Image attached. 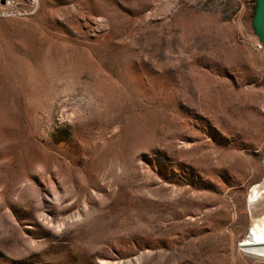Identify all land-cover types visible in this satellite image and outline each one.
Returning <instances> with one entry per match:
<instances>
[{
	"label": "rangeland",
	"instance_id": "374dc122",
	"mask_svg": "<svg viewBox=\"0 0 264 264\" xmlns=\"http://www.w3.org/2000/svg\"><path fill=\"white\" fill-rule=\"evenodd\" d=\"M254 0H0V264H264Z\"/></svg>",
	"mask_w": 264,
	"mask_h": 264
},
{
	"label": "bare ground",
	"instance_id": "6f19581e",
	"mask_svg": "<svg viewBox=\"0 0 264 264\" xmlns=\"http://www.w3.org/2000/svg\"><path fill=\"white\" fill-rule=\"evenodd\" d=\"M253 198L255 221L250 235L241 243V248L264 258V181L256 188Z\"/></svg>",
	"mask_w": 264,
	"mask_h": 264
},
{
	"label": "water",
	"instance_id": "95a60500",
	"mask_svg": "<svg viewBox=\"0 0 264 264\" xmlns=\"http://www.w3.org/2000/svg\"><path fill=\"white\" fill-rule=\"evenodd\" d=\"M250 24L252 32L259 39L264 50V0H254V9Z\"/></svg>",
	"mask_w": 264,
	"mask_h": 264
},
{
	"label": "built area",
	"instance_id": "2783aa9c",
	"mask_svg": "<svg viewBox=\"0 0 264 264\" xmlns=\"http://www.w3.org/2000/svg\"><path fill=\"white\" fill-rule=\"evenodd\" d=\"M260 42V41H259Z\"/></svg>",
	"mask_w": 264,
	"mask_h": 264
}]
</instances>
